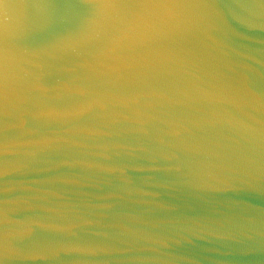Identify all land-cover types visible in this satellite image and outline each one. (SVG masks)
Returning a JSON list of instances; mask_svg holds the SVG:
<instances>
[{"label": "water", "instance_id": "water-1", "mask_svg": "<svg viewBox=\"0 0 264 264\" xmlns=\"http://www.w3.org/2000/svg\"><path fill=\"white\" fill-rule=\"evenodd\" d=\"M0 264H264V0H0Z\"/></svg>", "mask_w": 264, "mask_h": 264}]
</instances>
